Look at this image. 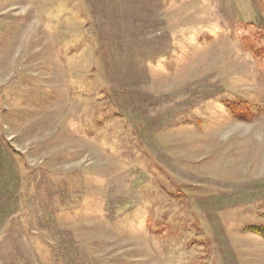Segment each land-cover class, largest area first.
I'll use <instances>...</instances> for the list:
<instances>
[{
	"label": "rangeland",
	"instance_id": "obj_1",
	"mask_svg": "<svg viewBox=\"0 0 264 264\" xmlns=\"http://www.w3.org/2000/svg\"><path fill=\"white\" fill-rule=\"evenodd\" d=\"M249 44L264 0H0V264H264Z\"/></svg>",
	"mask_w": 264,
	"mask_h": 264
},
{
	"label": "trees",
	"instance_id": "obj_2",
	"mask_svg": "<svg viewBox=\"0 0 264 264\" xmlns=\"http://www.w3.org/2000/svg\"><path fill=\"white\" fill-rule=\"evenodd\" d=\"M246 48L260 63L264 60V48H258L252 44L247 45ZM228 107L234 116L240 119L249 120L253 114L252 106L247 102L228 103ZM248 229L257 235L264 236V227H249Z\"/></svg>",
	"mask_w": 264,
	"mask_h": 264
}]
</instances>
